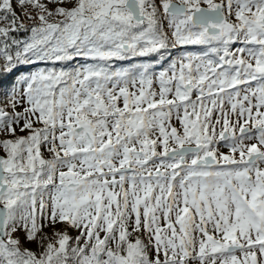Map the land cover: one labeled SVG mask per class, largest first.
Returning <instances> with one entry per match:
<instances>
[{
    "label": "snow or ice",
    "instance_id": "snow-or-ice-1",
    "mask_svg": "<svg viewBox=\"0 0 264 264\" xmlns=\"http://www.w3.org/2000/svg\"><path fill=\"white\" fill-rule=\"evenodd\" d=\"M0 264H264V0H0Z\"/></svg>",
    "mask_w": 264,
    "mask_h": 264
}]
</instances>
